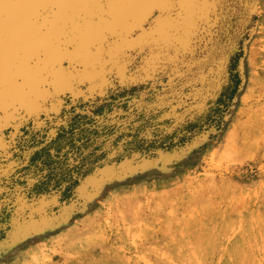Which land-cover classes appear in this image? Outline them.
I'll use <instances>...</instances> for the list:
<instances>
[{
  "label": "snow or ice",
  "instance_id": "obj_1",
  "mask_svg": "<svg viewBox=\"0 0 264 264\" xmlns=\"http://www.w3.org/2000/svg\"><path fill=\"white\" fill-rule=\"evenodd\" d=\"M218 8L0 0V252L59 199H94L149 152L199 138L231 82ZM74 129L83 137L58 147ZM44 148L50 162L33 163Z\"/></svg>",
  "mask_w": 264,
  "mask_h": 264
},
{
  "label": "rangeland",
  "instance_id": "obj_2",
  "mask_svg": "<svg viewBox=\"0 0 264 264\" xmlns=\"http://www.w3.org/2000/svg\"><path fill=\"white\" fill-rule=\"evenodd\" d=\"M231 71L199 138L149 152L94 199L37 212L0 264H264V2Z\"/></svg>",
  "mask_w": 264,
  "mask_h": 264
},
{
  "label": "water",
  "instance_id": "obj_3",
  "mask_svg": "<svg viewBox=\"0 0 264 264\" xmlns=\"http://www.w3.org/2000/svg\"><path fill=\"white\" fill-rule=\"evenodd\" d=\"M258 0H217L219 5L218 15L219 33L217 42L221 39L229 46V63L232 66L233 59L240 50L242 42L252 31L256 16V3ZM232 74V71H231ZM230 84L223 90H227ZM216 95V94H215ZM222 95H216L213 106L217 104Z\"/></svg>",
  "mask_w": 264,
  "mask_h": 264
},
{
  "label": "bare ground",
  "instance_id": "obj_4",
  "mask_svg": "<svg viewBox=\"0 0 264 264\" xmlns=\"http://www.w3.org/2000/svg\"><path fill=\"white\" fill-rule=\"evenodd\" d=\"M262 2H264V0H258L257 1V3H256V6H255V9H256V14H258V13H260V11H261V8H262ZM263 15V14H262ZM226 44V43H225ZM227 45V44H226ZM250 87V86H249ZM215 97H216V95L214 94L213 95V97H212V101H214V99H215ZM245 100V99H244ZM245 102V101H244ZM215 106H213V108H214ZM203 135V134H202ZM159 155L161 154V151L159 150V149H156L155 150ZM158 155V156H159ZM150 157V156H149ZM142 158H144V157H142ZM142 160H145V158L144 159H141V161ZM55 204H58V201L55 203ZM129 207V206H128ZM68 207H64V205L62 206V208L61 209H63V210H65V209H67ZM130 208V207H129ZM50 221V220H49Z\"/></svg>",
  "mask_w": 264,
  "mask_h": 264
},
{
  "label": "trees",
  "instance_id": "obj_5",
  "mask_svg": "<svg viewBox=\"0 0 264 264\" xmlns=\"http://www.w3.org/2000/svg\"><path fill=\"white\" fill-rule=\"evenodd\" d=\"M238 85L239 83H236L234 89L232 90V95L234 96V94L236 93V91L238 90Z\"/></svg>",
  "mask_w": 264,
  "mask_h": 264
}]
</instances>
